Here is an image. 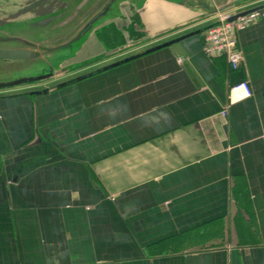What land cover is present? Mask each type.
Returning <instances> with one entry per match:
<instances>
[{
    "label": "crops",
    "instance_id": "crops-1",
    "mask_svg": "<svg viewBox=\"0 0 264 264\" xmlns=\"http://www.w3.org/2000/svg\"><path fill=\"white\" fill-rule=\"evenodd\" d=\"M138 1L151 52L0 91V264H264V16L237 71L204 52L218 6L264 0Z\"/></svg>",
    "mask_w": 264,
    "mask_h": 264
},
{
    "label": "rangeland",
    "instance_id": "rangeland-1",
    "mask_svg": "<svg viewBox=\"0 0 264 264\" xmlns=\"http://www.w3.org/2000/svg\"><path fill=\"white\" fill-rule=\"evenodd\" d=\"M108 1L88 0L82 4L83 0H0V48H27L36 53L34 57L20 61L0 60V83L45 77L55 68L59 72L53 83H59L57 88L64 87L73 79L78 80L102 71L106 64L86 68L103 59L104 55L98 56L106 49L126 46L118 50L120 54L112 64L130 60L151 50V39H144L147 32L143 30L145 27L141 22L143 15L140 16L138 9L133 6V3L139 5V1L120 0V7L116 5L119 3L117 1L107 20L102 18V21H98L103 32H96L95 42L79 56L75 54L82 48L89 34L71 41L77 38ZM114 18L119 21L115 22ZM127 23L128 28L121 26ZM136 25L139 26L138 31ZM110 29L118 33L113 35ZM71 56L73 58L69 61L72 63L67 66L65 59ZM76 57L77 60L74 59Z\"/></svg>",
    "mask_w": 264,
    "mask_h": 264
},
{
    "label": "built area",
    "instance_id": "built-area-1",
    "mask_svg": "<svg viewBox=\"0 0 264 264\" xmlns=\"http://www.w3.org/2000/svg\"><path fill=\"white\" fill-rule=\"evenodd\" d=\"M264 16L263 9L246 11L231 9L218 13L204 34V52L209 58L226 57L233 71H237L244 62V55L239 45V32L257 23ZM230 104L253 95L250 84L244 81L230 90ZM228 109L221 112L227 118Z\"/></svg>",
    "mask_w": 264,
    "mask_h": 264
},
{
    "label": "water",
    "instance_id": "water-1",
    "mask_svg": "<svg viewBox=\"0 0 264 264\" xmlns=\"http://www.w3.org/2000/svg\"><path fill=\"white\" fill-rule=\"evenodd\" d=\"M88 0H83L82 4H85ZM119 1V3L117 2ZM118 3L116 5H120V0H109L108 2L105 3L104 7L95 15V17L83 28V30L80 32V34L77 36V38H74L71 43L77 39H80L82 36H84L85 34H89V36L92 34L93 30H96L99 28V26L101 25V23L98 24V21H102L104 18L105 20H107V16L108 14L111 13L112 11V6L115 4V3ZM120 7V6H119ZM112 8V9H111ZM232 7H217L216 8V12H215V15L214 17L220 13V12H224V11H228V10H231ZM103 18V19H102ZM102 19V20H101ZM117 19V18H116ZM115 20V18L113 19ZM111 20V21H113ZM97 23V25H96ZM99 25V26H98ZM97 26V27H95ZM88 36V38H89ZM87 41V40H86ZM85 41V42H86ZM174 41H177V40H174ZM174 41H169V42H166L164 44H161V45H158L157 47H155L154 50H160L164 47H167L169 46L170 44L174 43ZM84 42V43H85ZM83 43V44H84ZM82 44V46H83ZM67 46V45H66ZM63 47V46H62ZM80 48L77 50V52L75 53L77 55V53L79 52ZM151 52V50H149L147 53ZM36 53L30 49H27V48H12V49H4V48H0V60H8V61H20V60H25V59H28V58H32L34 57ZM71 58H73V56L65 59V60H70ZM129 59H126L124 60L123 62H127ZM123 62H120V63H115V64H112V65H109V66H106L103 68L104 71L106 70H109L111 68H114V67H117L118 65H120L121 63ZM59 72V69H55V68H52V71L51 73L48 75V76H45V77H41V78H30V79H22V80H16V81H12V82H1L0 83V91L2 90H8V89H15V88H21V87H26V86H29V85H36V84H39L43 81H46V80H51V79H54L57 74ZM89 76V75H88ZM86 76H84L83 78H80L78 80H81V79H85Z\"/></svg>",
    "mask_w": 264,
    "mask_h": 264
}]
</instances>
